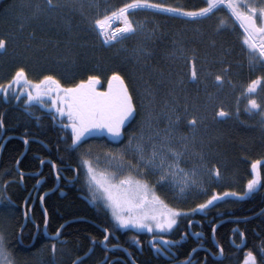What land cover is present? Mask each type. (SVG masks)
<instances>
[{
	"label": "trees",
	"instance_id": "trees-1",
	"mask_svg": "<svg viewBox=\"0 0 264 264\" xmlns=\"http://www.w3.org/2000/svg\"><path fill=\"white\" fill-rule=\"evenodd\" d=\"M30 1L37 9L39 7L43 13L54 15V13H51L54 12L51 11L53 10L52 8L56 6L53 1H51V4L48 3V0ZM16 2L24 4L26 0H0V38L5 40V49L3 51L0 49V81L12 70L23 68L26 75L31 78L37 79L41 75L52 76L63 87L76 86L81 81H87L90 76H95L100 81L99 87L105 89L108 87V81L112 75L118 74L132 97L135 108L134 115L137 113V98L140 92L137 77V72H140L139 65L137 64L138 68L133 63L129 65L124 56L131 55L133 61L135 60L133 52L139 40L135 39L134 35H131L121 40L104 43L94 26L95 19L120 6L123 0H98L96 7L94 5H91V7L85 6L81 10L78 8L79 3L73 5L65 4L55 8L57 9V16H50L44 24H37V20L29 24L16 23L14 22L18 16V11L16 10L10 13L7 12L12 18L5 15L6 17L2 19L4 9ZM202 2V0H164L165 4L163 5L181 6L183 8L184 5L197 3L195 8H199L203 6ZM108 5H111L112 8L107 9ZM97 7L99 8L98 13ZM28 8L31 9V7ZM103 8H106L105 12H102ZM186 8L187 10H192L190 6ZM25 11L26 8L23 9V12ZM9 19L12 20L10 21ZM202 20V29L209 33L214 31L226 32L224 29H232L227 34L235 35V48L232 52L225 55L223 62L230 65V67L234 66L233 68L236 69L242 81L248 80L254 74L252 67L246 64L248 62L249 48L243 43L242 37H238L239 30L232 24L227 10L221 6ZM19 27H22V29L19 30ZM13 35L15 36L14 38L12 37ZM12 39L15 40L13 45ZM9 40H12L10 44ZM11 49L13 50L10 53L9 50ZM7 52L10 53L11 57L4 55ZM32 54L38 60L44 56H47L48 59L44 60V62H34L33 56L30 59ZM150 60H141V62H144V66L146 64V71L143 70L145 75L153 62L157 61L156 59ZM233 62L236 63L233 64ZM237 63L239 64L238 66L236 65ZM15 97L17 96L8 92L7 97H5L3 92H0V131L3 129L5 134L13 133L18 135L25 127L23 124H28L26 129L44 143L40 145L38 142L30 141L27 151L18 162L21 171L38 170L40 157L51 158L58 163H64L65 160L73 163L75 158L81 160L78 154L73 153L74 146L71 131L67 127L59 126L52 117L51 111L41 109L34 104L24 105L25 95H19V101H15ZM51 127L60 131L58 135L63 139L62 141L55 139V135L51 132ZM221 133L223 134V141L219 150L223 152L228 162L231 161L229 164L231 169L228 167V170L234 174V180L226 181L223 184L221 183V185H212L208 193L196 195L185 201H176L169 193L158 187L161 197L164 196L165 200L181 213L177 217V223L165 234L166 236L175 239L182 237V234L187 232L186 227L189 220L202 217L201 209L198 206L206 204L211 194L220 193L223 196L216 202L214 201V205L207 209L208 213H213L215 209H218L223 216L228 212L234 216H245L257 212L264 206V130L244 128L240 125H229L224 126ZM23 149L22 140L12 137L3 145L0 154V182L6 183L4 184L3 192L4 194H9L17 203L16 208L12 206L8 210H0V236L4 237L13 264H36L32 250L44 242H47V244L42 245L44 256V263L42 264H71L73 260L86 253L90 248H92L91 253L77 264H95L104 256L105 251L97 243L91 247V239H99L104 234L92 222L106 226L114 231H121L125 247H127V242H132L135 239L143 240L148 235L145 232L120 228L99 200L94 201V206H89L85 200L79 197L80 195H76L72 190L64 189L66 193L60 196L58 193L59 187L53 193H49L44 199L45 209L48 214L47 227L49 231L55 232L64 221L66 222L69 219H82L66 222L61 229L64 241L62 244H57L56 249H52L50 246L53 241L42 235L36 237L32 247L25 246L24 244L29 243L33 235V230L30 228H24L21 234L24 244H20L17 239L18 227L22 218L19 210L20 203L26 194V190L37 179L36 176L24 175L23 185L19 181V175L14 165ZM34 155H39L40 157H34ZM257 161L260 162L257 165V171L260 174L261 182L252 192H248L245 195L247 192L246 184L252 177L251 165ZM44 165L41 175L45 179L40 186V192L52 187L54 184L51 166ZM225 193H240L241 195H225ZM37 207L36 202L33 207V217L40 226L44 223V215L42 210ZM193 209H196V211H193ZM6 211H10L9 216ZM234 225V223L227 221L222 223L216 231L217 239L226 256L221 258L208 256L203 264H238L241 256L234 255L228 243V236ZM237 225L246 233L247 247L249 246L255 251L258 262L261 264L264 245V239H262L264 238V214L245 222H238ZM193 229L196 231L200 230L199 226H195ZM184 239L185 241L180 251L177 252L178 257L181 259L185 258L194 247V241L189 235ZM213 253L217 254V250L213 249ZM148 258L150 257L147 255L144 260L146 261ZM134 259L135 261L137 260L136 258ZM129 263L127 262V264ZM142 264L150 263L146 261V263L143 262Z\"/></svg>",
	"mask_w": 264,
	"mask_h": 264
},
{
	"label": "rangeland",
	"instance_id": "rangeland-1",
	"mask_svg": "<svg viewBox=\"0 0 264 264\" xmlns=\"http://www.w3.org/2000/svg\"><path fill=\"white\" fill-rule=\"evenodd\" d=\"M51 1L56 3L55 8L65 4L79 3L78 8L80 10L85 6L94 5L96 7L98 3V0ZM129 2L131 0H123L120 6L113 8L105 15H109L112 11ZM150 2L165 4L164 0H150ZM24 8H26L25 12H23ZM55 8L51 10L54 11L51 12L54 15H49L43 13L39 7L37 9L33 6L30 0H26L24 4L16 2L4 9L2 19L6 16L12 18L9 13L16 10L18 16L14 22L29 24L37 20V24H44L50 16H57V9ZM106 8L110 9L112 6L108 5ZM106 8H103L102 12H105ZM36 9L37 11H35ZM98 9L97 7V13ZM19 11L21 12L19 13ZM188 11L190 10L188 9ZM7 12L9 13L7 14ZM182 12L184 10L168 12L150 8L137 9L129 13V18L132 20L136 31L125 34L124 37L134 35L139 43L133 52L135 60L133 61L131 55L124 56V59L129 65L131 63L136 67L137 64L139 65L140 72H137V77L140 92L137 98V113L125 122L119 137L110 135L106 130H93L86 133L82 139L87 136L96 138H90L87 141L81 139L76 143L77 153L82 158L83 163L86 158L97 172L115 173L117 181L124 176L131 175L135 179L147 183L164 204L177 211L179 210L169 204L164 196L161 197L158 187L169 193L176 201H185L196 195L208 193L212 185H221L226 181L234 180V174L228 170L231 161L228 162L223 152L219 150L223 141L222 128L229 125H240L244 128H255L260 131L264 129V100L259 94L251 96L252 93L248 92V87L253 80L242 81L236 69L233 68L234 66L230 67L223 62L225 55L235 48V35L233 33V36L228 35L223 31L217 33L216 31L213 33L204 31L202 29L203 17H188L184 16ZM105 15L98 19H102ZM95 21L94 26L97 33L100 34V29L96 26ZM122 26V21L114 20L108 31H115ZM238 26L241 29L238 32V37L242 36L244 40V29L240 24ZM21 29L22 27H19V30ZM100 36L104 41L105 37L101 34ZM211 36L212 38H210ZM121 39L118 37L108 43ZM0 40L3 39L0 38ZM12 40H9V44L12 41L13 45L15 40ZM12 50L9 52L11 53ZM9 52L4 55L11 57ZM14 56L16 55L14 54ZM32 56L33 54L30 59ZM247 58L246 64L251 65L252 70L255 71L254 80H258L260 77L264 78V63H261L258 58L254 60L250 52ZM33 59L34 62H44L48 58L44 56L38 60L33 56ZM142 59L157 60L147 70L146 75L143 73V70L146 71V64L144 66V62H141ZM235 63L233 62V64ZM191 66L192 68H190ZM19 69L21 68L7 73L0 81V86L9 90L11 92L9 94L25 95L24 101L26 103H33L41 109L45 107L46 110L53 111V114L59 119L65 117L66 122L62 123L63 126L69 124L67 116H61L52 106L51 100L55 93H52L51 96H44L42 98L43 103L28 102L26 87L23 84H13L11 88L8 87ZM191 69L196 73L193 79L190 77ZM26 76L33 83H39L45 77V75H41L34 79ZM217 76H220L221 80L218 81ZM260 83L262 84V82ZM96 88L100 92L108 90V87L103 89L98 84ZM0 92L4 91L0 90ZM4 96L7 97V93L4 92ZM250 99H255L259 108L250 110L248 103ZM221 111L227 115L221 117L219 115ZM193 120L195 121L194 124L191 123ZM67 128L71 131L70 127ZM138 145L143 149L144 161H141V154L137 150ZM154 146L157 152L164 154L165 166L163 169L158 167L160 156L156 157L155 165L146 164L152 155ZM168 149L174 150L179 155L172 158ZM174 163H178L183 172L177 171L175 167L169 170L167 165ZM229 169L231 168L229 167ZM84 170L89 184V200L91 202L99 200L116 222L112 210L105 203L100 191L94 184L90 183L87 165L84 166ZM217 171L219 172L218 176L216 175ZM161 176L165 178L162 180ZM253 176L252 168V177L249 180L253 179ZM219 194H211L209 199L213 195L218 197ZM1 199L4 197L0 184ZM9 204L12 203L9 202ZM6 214L9 216L10 211H6ZM118 226L137 232H149L146 228L121 227L119 224ZM169 230L163 232L167 233ZM151 232L161 231L153 228ZM42 251L38 249L33 251L36 264L44 263ZM250 262V264H255L252 259Z\"/></svg>",
	"mask_w": 264,
	"mask_h": 264
},
{
	"label": "snow or ice",
	"instance_id": "snow-or-ice-1",
	"mask_svg": "<svg viewBox=\"0 0 264 264\" xmlns=\"http://www.w3.org/2000/svg\"><path fill=\"white\" fill-rule=\"evenodd\" d=\"M48 3L51 4V0H48ZM220 6H226L236 20L240 22L241 27L244 29L243 43L250 49L252 58L254 60L258 58L261 63H264V7H254L248 4L247 0H206L205 7L197 11H184L182 14L188 17H207ZM150 8L168 12L181 11L177 8L151 3L150 0H131V2L125 3L109 15H105L102 19H97L95 24L100 29V34L105 37L104 42L108 43L136 31L132 20L129 18L131 11ZM114 20L122 21L123 26L110 32L108 28ZM4 47L5 41L0 40V49ZM192 75L195 77V71ZM216 79L219 81L221 77L217 76ZM99 82L98 77L90 76L87 81H81L75 87L65 88L52 76H45L39 83H33L27 79L24 69L21 68L15 73L13 81L8 87L11 88L13 84H23L26 87L28 102L38 101L43 103L42 98L44 96H51L52 93H55L51 100L52 106L61 116H67L69 124L64 125V127L71 128L72 142L76 144L81 141L86 133L93 130H106L110 135L119 137L125 122L134 117L133 100L122 78L118 74H113L108 81L106 92L97 90L96 85ZM260 82V79L253 80L248 87V92L254 93ZM0 90H3L5 94L7 93V89H3V86H0ZM248 103L250 110L259 108L255 99H250ZM57 105L59 106L57 107ZM219 115L223 117L227 114L221 111ZM191 123L194 124L195 121L193 120ZM137 150L141 154V161H144L143 149L138 145ZM168 153L172 158L179 155L172 149H168ZM157 156H160L158 167L163 169L165 166L164 154L157 152L155 146L146 164L155 165ZM84 163L88 167L90 183L94 184L100 191L105 203L112 210L113 217L121 227L146 228L149 232L156 228L163 232L171 229L177 223V217L181 213L164 204L147 183L135 179L131 175L124 176L117 181L115 173L97 172L90 161L85 160ZM259 163L257 161L252 165L254 176L253 179L248 181L245 195L252 192L260 183V174L257 171ZM167 167L169 170L175 167L177 171L183 172L178 163L169 164ZM216 175H219L218 171ZM164 178V176H161L162 180ZM225 195H235V193H225ZM217 199L218 197L213 195L206 204H200L198 207L204 209ZM193 211H196V209H193ZM105 240H107V236ZM165 243L169 242L165 241ZM158 250L162 251V249ZM247 255L254 261L252 253ZM0 264H13L3 236H0Z\"/></svg>",
	"mask_w": 264,
	"mask_h": 264
},
{
	"label": "flooded vegetation",
	"instance_id": "flooded-vegetation-1",
	"mask_svg": "<svg viewBox=\"0 0 264 264\" xmlns=\"http://www.w3.org/2000/svg\"><path fill=\"white\" fill-rule=\"evenodd\" d=\"M202 1H203L202 2L203 6H201L199 8H195L197 3H192L189 5H184V7L182 9L187 10L186 7L190 6L192 9L199 10L200 8L206 6V0H202ZM247 3L251 4L252 6L257 7V8L264 7V0H247ZM175 7H181V6H174V8ZM224 7L227 8L226 6H224ZM230 16H231L230 18H231L232 23L238 28V30H241L238 26V24H240V22L238 20H236V18L231 13H230ZM224 30H226V32H225L226 34L228 32L232 31V29L231 30L224 29ZM256 75H257V73H256ZM259 88H260L259 85H257L256 91L253 94L258 95L257 92H259L258 91ZM261 97L264 100V87L261 91ZM24 105H26V104H24ZM23 125L25 127L21 131V133H19L18 135L13 134V133H6L5 134L3 129H1V131H0V147L2 146V148H3V145L6 143V141L12 137H16L18 139H21L23 146H25V141L28 142V146H29L30 141L31 142H38L40 145L44 144L42 141L39 140V138H36L33 133H30L28 131V129H26L28 127V124L27 125L23 124ZM51 132L55 135L54 137L56 140H58V141L63 140L58 135L60 133L59 130L55 129L54 127H51ZM28 146H27V149H28ZM1 152H2V149L0 150V153ZM73 153L77 154V151L74 150ZM37 156H39V155H34V157H37ZM38 161H39V163H38L39 169L38 170L27 171V172L22 170L23 172H25L26 175L28 174V176H30V175L36 176L37 175L36 176L37 179L34 181L33 185L26 190L27 192H26L25 196L23 197V199L20 203L19 210H20L22 218H21V223L18 227L17 239H18V242L20 244H24V242L21 239V236H22L21 234H22L24 228L25 229L30 228L31 230H33L32 231L33 235L31 237L30 242L29 243L27 242L24 244L25 246L32 247L34 242H35L36 237L42 235V236L46 237L47 239H49L50 241H53L52 243H50V246L52 247V249H56L57 244H62L64 241V237L61 234V229L66 224V222L67 221H73L74 219H82V218L69 219L66 222L64 221L65 224L61 227L57 237H55L53 239L48 238V236L43 232V225H44L45 221H46L45 228H46L47 234H54L59 229V227L61 225L57 228V230L55 232L49 231V229L47 227L48 226L47 225L48 224V214H47V211L45 209V203H44L45 197L49 193H53L55 190H57V188L60 187V189H58V193L60 194V196L64 195V193H66V191H64V189H67V190L69 189V190H72L73 192H75L76 195H80L79 197L81 199L85 200L87 202V205L94 206V202H91L89 200L90 199L89 198L90 194H88L89 184H88L87 178L85 177V170H84L85 163L83 164L82 160H80V159L77 160L75 158L73 163H70L67 160H65L64 163H58V162L51 160V158L40 157V159ZM18 162H19V160H16L14 167H15L18 175H19V177H18L19 181H20L21 185H23V176L24 175L21 176L19 173L21 171V169L18 166ZM44 164L52 166L51 171H52L53 177L55 178V180H54L55 185L53 184L52 187H49L48 189H45V190L40 192L39 188L42 184V181L45 179L44 176L41 175V171H42L43 167L45 166ZM37 172H38V174H35ZM0 184L2 185V188H3L5 186L4 184H6V183L0 182ZM80 184L82 185V187ZM74 189H76V190H74ZM32 190H33V192H32ZM235 195L240 196L241 194L235 193ZM3 197H4V199L0 200V210H8L10 207L12 208V206H14L16 208L17 203L15 200H13L11 198V196L9 194H3ZM8 201L12 204H9ZM36 202L38 205L37 208L41 209L43 212V215H44V223L41 224L40 226L33 217V215H34L33 214L34 213L33 207H34ZM215 202L213 201L212 204H210L206 208L200 210V212L202 214V217L200 219L199 218H191L187 224V227H186L187 232H184L182 234V237H180L178 239L166 236L165 235L166 233H164V232H147L148 235H146V237L143 240L135 239L132 242H127L126 243L127 247H125L123 245L124 240H123V237L121 235V231H114V230L109 229L106 226L97 225L95 222H92L104 234L103 237H101L99 239H91V247H92V245H95L97 243L105 251L104 256L100 260H98L95 264L101 263L105 258H107V259L102 264H108V263H110V264H112V263L127 264V262H130L129 264H139L141 262L146 263V261L150 264H179L180 262L185 261V260H186V263H184V264H198V263L203 264L204 262H206L208 256L215 257V258H217L218 255L220 258L226 256L224 250L221 248V246L219 244V240L217 239V236H216V231L222 223L227 222L228 220L223 221V222H220V221L223 219H226V218L227 219L228 218H243V217H247L250 215H254V214L258 213L259 211H261L264 208V206L261 209H259L257 212L252 213L250 215L234 216L230 212H228L223 216L222 213L218 209H215L213 211V213L207 212V209L212 207ZM23 205H24L25 214L23 211ZM262 214H264V210L256 216H260ZM86 220H88V219H86ZM248 220H250V219H248ZM245 221H247V220H244V221L231 220L230 221V222L234 223L235 225H234V227L231 228V233L228 236V243H229V246L231 247V252H233L234 255L236 254V255L241 256L238 264H250L251 263L250 262L251 258H249L247 255L248 253H252V257H254V263L259 264L255 251L252 250L251 248L247 247L246 233H244V230L239 228V226L237 225L238 222H245ZM195 224H198V225H195ZM195 226H199L200 230H197V231L194 230L193 227H195ZM187 235H189L191 237V239L194 241V247L190 250V252L187 254V256L185 258L181 259L178 257L177 252L180 251V248L185 241L184 238H186ZM106 236H107V240H105ZM152 237H162L164 240H172L173 242L172 243H165V242H161V241H154L153 244L150 246L147 240H149ZM103 240H104V242H103ZM242 240H244V242L242 243V247H238V244H241ZM44 244H47V242H44L42 245H44ZM42 245H37V247H35L32 250V252L35 249L42 251V249H43ZM124 248L126 249V251L124 250ZM158 249H162V251H160ZM213 249L217 250V254L213 253ZM88 251H90V253H91L92 248H90ZM263 251H264V248L262 249V252ZM147 255L150 258H148L145 261L144 258H146ZM190 255H191V257H190ZM78 258L79 257H77L75 260H73L71 264H73ZM130 258H132L133 261L130 260ZM134 258H136L137 260L135 261ZM82 260L83 259H81L80 261H82ZM80 261H78V262H80ZM261 264H264V252L262 254V263Z\"/></svg>",
	"mask_w": 264,
	"mask_h": 264
},
{
	"label": "water",
	"instance_id": "water-1",
	"mask_svg": "<svg viewBox=\"0 0 264 264\" xmlns=\"http://www.w3.org/2000/svg\"><path fill=\"white\" fill-rule=\"evenodd\" d=\"M191 79H193V75H192V74H191ZM27 146H28V142L25 143V147H24L22 153L20 154V156L18 157L17 160H20V158L25 154V152L27 151ZM1 149H2V146L0 147V150H1ZM0 154H1V153H0ZM19 173L21 174V176L25 175V172H23V171H20ZM35 174H38V172L35 173ZM263 210H264V208H263L261 211H259L258 213L254 214V215L247 216V217H243V218H228V219L226 218V219L221 220L220 222H223V221H226V220H228V221H231V220H234V221H236V220H238V221L248 220V219H251V218L255 217L256 215H258V214H259L260 212H262ZM23 211H24V214H25L24 205H23ZM64 224H65V222H64L63 224H61V226L59 227V229H58L54 234H47V232H46V228H45V226H46V221H45V223H44V225H43V232L48 236V238L53 239V238L57 237V235H58V233H59L61 227H62ZM22 226H23V225H22ZM154 241H161V242L168 241L169 243H172V242H173L172 240H164L162 237H152V238H150V239L148 240L149 245L151 246V245L153 244ZM243 242H244V240H242V242H241L240 245H242ZM108 248H109V247H108ZM108 248H107V249H108ZM122 249H123V248H122ZM124 250L126 251L125 248H124ZM89 253H90V251H87V252L84 253L83 255L79 256V258H78V259L76 260V262H74L73 264H77V262H78L79 260L84 259ZM106 259H107V258H105L100 264L104 263V262L106 261ZM130 260H132V258H130ZM132 261H133V260H132ZM184 263H186V260L180 262L179 264H184ZM108 264H110V263H108Z\"/></svg>",
	"mask_w": 264,
	"mask_h": 264
},
{
	"label": "bare ground",
	"instance_id": "bare-ground-1",
	"mask_svg": "<svg viewBox=\"0 0 264 264\" xmlns=\"http://www.w3.org/2000/svg\"><path fill=\"white\" fill-rule=\"evenodd\" d=\"M226 18V17H225ZM223 19V18H222ZM233 24V23H232ZM231 27V26H230ZM229 30H231V29H229ZM246 99V98H245ZM28 104V103H27ZM44 109H45V107H44ZM60 126V125H59ZM74 150L76 151V149L74 148ZM78 154V153H77ZM54 156V155H53ZM52 160V159H51ZM81 160H82V158H81ZM46 161V160H45ZM52 167V166H51ZM33 171V170H32ZM78 171V170H77ZM27 172V171H26ZM32 173V172H31ZM67 173V172H66ZM21 175V174H20ZM26 175V174H25ZM28 175V174H27ZM31 176V175H30ZM37 176V175H36ZM19 177V176H18ZM45 178V177H44ZM48 178V177H47ZM17 180V179H16ZM54 180H55V178H54ZM67 182V181H66ZM55 183V182H54ZM72 183V182H71ZM55 185V184H54ZM81 185V184H80ZM55 187V186H54ZM80 187V186H79ZM81 187H82V185H81ZM34 188V187H33ZM36 189V188H35ZM40 189V188H39ZM81 189V188H80ZM86 189V188H85ZM7 190V189H6ZM74 190H76V189H74ZM27 192V191H26ZM32 192H33V190H32ZM33 195V194H32ZM262 239H264V238H262ZM261 240V239H260ZM148 241V240H147ZM103 242H104V240H103ZM233 244V243H232ZM262 244V243H261ZM256 245V244H255ZM264 246V245H263ZM13 247H14V245H13ZM238 247H242V245H240V244H238ZM249 247V246H248ZM251 248V247H250ZM264 248V247H263ZM255 249H256V247H255ZM245 251V250H244ZM236 252V251H235ZM264 252V251H263ZM263 254V253H262ZM236 255V254H235ZM88 256V255H87ZM190 257H191V255H190ZM189 257V258H190ZM188 258V259H189ZM261 258V257H260ZM234 259V258H233ZM238 259V258H237ZM80 261V260H79ZM237 261V260H236ZM235 261V262H236ZM76 262V261H75ZM262 263V262H261ZM100 264V263H99Z\"/></svg>",
	"mask_w": 264,
	"mask_h": 264
}]
</instances>
